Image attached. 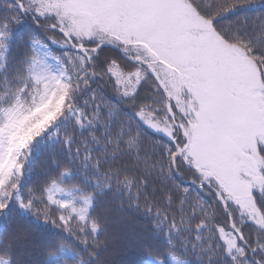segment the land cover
Wrapping results in <instances>:
<instances>
[{"label":"snow or ice","instance_id":"obj_1","mask_svg":"<svg viewBox=\"0 0 264 264\" xmlns=\"http://www.w3.org/2000/svg\"><path fill=\"white\" fill-rule=\"evenodd\" d=\"M254 0H0V264H264Z\"/></svg>","mask_w":264,"mask_h":264},{"label":"trees","instance_id":"obj_2","mask_svg":"<svg viewBox=\"0 0 264 264\" xmlns=\"http://www.w3.org/2000/svg\"><path fill=\"white\" fill-rule=\"evenodd\" d=\"M264 14V0H254V3L250 6L238 7L233 13H231V17L235 16H257Z\"/></svg>","mask_w":264,"mask_h":264}]
</instances>
